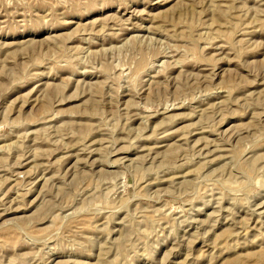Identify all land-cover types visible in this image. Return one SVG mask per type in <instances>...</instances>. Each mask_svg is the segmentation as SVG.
Returning a JSON list of instances; mask_svg holds the SVG:
<instances>
[{
	"label": "rangeland",
	"instance_id": "374dc122",
	"mask_svg": "<svg viewBox=\"0 0 264 264\" xmlns=\"http://www.w3.org/2000/svg\"><path fill=\"white\" fill-rule=\"evenodd\" d=\"M0 264H264V0H0Z\"/></svg>",
	"mask_w": 264,
	"mask_h": 264
}]
</instances>
